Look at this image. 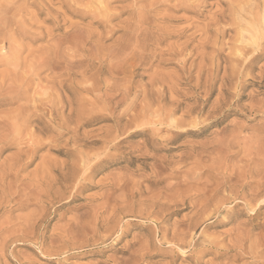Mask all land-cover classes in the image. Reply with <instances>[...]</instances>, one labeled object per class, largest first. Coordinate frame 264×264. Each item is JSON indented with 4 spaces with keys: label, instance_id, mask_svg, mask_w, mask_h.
<instances>
[{
    "label": "rangeland",
    "instance_id": "374dc122",
    "mask_svg": "<svg viewBox=\"0 0 264 264\" xmlns=\"http://www.w3.org/2000/svg\"><path fill=\"white\" fill-rule=\"evenodd\" d=\"M0 1H3V4L1 3L0 5H4L5 7L8 5H11L8 6L9 8L15 7L16 11L11 12L13 16L11 13H9L8 17H12L15 21L18 20L24 23L27 21L25 23L26 26L30 24L28 27L31 26L32 28L31 32L28 30L25 32L27 35L22 34V36L13 44L20 48V52L22 53H19L20 58H26L27 63H31L38 61L40 57L46 60V54L48 53L49 55L48 65L50 66L48 68L42 67L39 71H36L35 74L33 69L29 66V63L28 65L22 64L18 70V73L21 75V78L19 77L21 80L18 78L20 83L17 82L15 85V91L10 90V92L9 89L0 91V100L8 99L17 94V88L21 87L24 89L23 87L25 83L23 82H31L27 84H29V87L31 84L30 88L34 91L29 90V87L27 86L28 89L25 87V89L22 90L24 95L20 97L21 99L19 101L15 100V102L3 103L0 106V121H7V119H9L8 116L11 118V116L16 113V110L18 111L22 105V109H24V103L26 110H32V107L34 106V114H30L33 113V111L28 113L31 119H29L30 124L27 123L29 128L26 126V129L29 130L25 129V131L22 132L23 134L25 132L30 134L31 129H33V127L36 125L35 120L37 115H40V112L36 111V109L40 103H45L48 106L49 101L52 99V102H54V105H56L57 108V106L60 107V105H62L60 104L61 101L59 100H71L73 99L71 97L77 94L75 89L71 91L72 93L64 90L58 92L55 89L51 91L50 88L49 89L51 93L54 92L53 94L47 93V91L50 92L49 89L44 91L48 86L46 85L47 79V84L49 83L48 81H53L56 83L57 80L55 81V79L58 77V80H65L66 77H62L66 75L65 66L69 63V61L71 63L73 60H75L72 57L73 53L71 51H67V54L63 52L64 47H66L65 45L71 43L70 41L74 43L76 40H79L78 42L80 44H77L82 47L84 51L86 50V54L84 53L86 56L82 53L84 56L77 57L76 59L85 61V65H82L84 67L87 65V60H89L92 56L90 53H94V55L97 53L96 55H98L100 54L99 52L103 51L104 54L108 55V57L104 56L103 59L100 55L99 58L98 56H95L96 58L92 57L90 61H96L94 67H86L90 69V73L87 69H85L86 73L84 76L78 78V81L76 80L78 83L80 80L83 81L80 83L81 87H88L94 82L96 85L99 84V87L102 90V92H95L89 95L85 92L83 93L86 95H84L82 92L77 94L79 101L78 106H74V110L77 111V109L80 107L81 111H83L81 112L82 114L79 112L80 109L77 111V113H80V127L78 129L77 142H67V138L69 139L71 134H69L70 136L65 135L62 139L58 140V137L55 133L47 132L44 133L43 136L40 135L39 139L40 144L43 142L42 144L44 145L39 144V147H35L33 145L34 150L38 147L37 151L34 153L32 146H30L32 144L29 145V143H31V136L27 133H25V135H22V133L18 134V132L13 129V123H16V119L12 118L15 120V122L11 121L12 119H10V122L7 123L11 125L10 128L8 126L0 127V141L4 140L0 142V257L3 258H0V264H120V262H124V264H131L133 258L136 259L133 260V264H264V186L261 185L264 182V109H261L262 111L259 110L258 112H254L252 110V113L250 110L248 111L251 102L254 104V102L264 99V79H262L264 77V43L262 44V48L260 50L256 51V53L254 52L256 56L251 63V69L248 71L247 76L242 79V81L246 79L248 83H246L244 88L240 90L236 88L238 84V78L235 77V75L233 76V72L235 73L237 69H240L236 61H241V58H239V53L236 51V49L232 47L236 44V42L234 43L233 40L235 39L237 41L238 39L239 41L240 38V35H237V33L240 34L238 27H242L245 23L247 24V22H242L243 20H241L236 12L234 13L235 6L239 5V8L237 6L235 9V11H238L243 6H246L247 1V4H253L254 2V4H258L256 1H260L259 4H264L262 3L264 0H241L243 3L240 2V0H204L206 3L203 0ZM45 1L48 4H46ZM40 2L47 5L46 8H49V13L48 11L41 12L39 10V5H41ZM226 6L228 9H225ZM43 9H45L44 6ZM230 9L234 13V17H230L233 16V14L230 15L231 12L228 14ZM216 12H223V14L225 13L223 16L226 17V19L222 20L226 21H221V23H219L217 26L212 22L210 23L214 16L219 15L216 14ZM34 14H36V16ZM226 14L230 16H226ZM21 18L24 21H22ZM209 25H212L210 27H213V29H210V27L209 29L214 31V35L213 31L211 32L208 29V35L206 34L205 28H208L207 26ZM217 30L219 31L217 32ZM29 33H31V35ZM39 33H42V36ZM217 33H222L223 36L221 35V37ZM65 34H68L66 40H60L61 37L64 38V36H66ZM134 35H138V37H135ZM206 36L207 38H205ZM237 36L239 38H237ZM72 37H76L77 39L75 38V40H73ZM68 38L69 40H67ZM205 39L207 40L205 41ZM60 41L63 43L66 41V43L63 44L62 42L60 43ZM87 41H89V43ZM188 43L190 45H188ZM238 43L239 42H237V44ZM143 44L145 47L141 48V46H144ZM184 44L186 47L189 46L187 51L192 57L188 52V54H184L185 56L187 55L186 58H184L185 56H182L183 54H176V57H174V51L177 49V47L182 48ZM83 45H86V47ZM1 46L3 45L0 44V49L2 48ZM27 46L31 48L32 51ZM57 47L59 48V51ZM62 47L63 50L60 51ZM122 47H129L130 51L125 50L123 54H120L119 57H117L119 60L110 59L109 56H112ZM137 47L141 48L140 52H138L136 55L140 56L138 57L143 60L141 61L142 63L139 62L140 59H138L136 55L133 57L135 60L130 58L128 59V55H130L131 50H134ZM99 49H101V51ZM4 51L5 50H2L0 53H3ZM62 52L65 54V56H61L62 58H59V56L63 54ZM248 54H250V52H248ZM248 54L246 55L247 57ZM27 56L29 57L27 58ZM178 56H181L182 59H180V57L178 58ZM129 57H132V55ZM228 58H231V60L229 59L228 61ZM136 59H138L139 64H141L140 67ZM100 60H105V62L103 63L104 65H102V68L104 67L102 69L103 72L100 69L99 73L98 68H100ZM129 60H131V62L133 60V62L130 63ZM121 61V66H123L124 71L121 70L123 72L120 71L119 74V70L117 69L116 75L110 73L108 69L111 67L110 65L116 67ZM192 61L196 64H193ZM62 62L65 64L64 66L62 64L61 68L63 70H60L59 66ZM201 63L203 64L201 65ZM134 64L136 66H134ZM204 64L207 67H205ZM210 64H212L211 67ZM217 64L219 66H217ZM225 64H227L228 67ZM1 65L0 75L8 70V66H6V64H3V66ZM130 65H133L134 67L132 66V68ZM190 65H194L193 68ZM189 66L190 69L192 68L190 71H188ZM50 67L53 69L54 73L52 69L49 70ZM84 67H81V70H84ZM72 68V71L76 72L78 71L79 66H73ZM74 68L78 69L74 70ZM195 68L196 70L198 69L197 72L201 71L202 69V72L204 73L203 74L200 72V74L202 73L203 76L200 75L199 80L194 79L196 78L197 74V72H195L196 70H194ZM223 68L226 70L224 71ZM155 69L156 71L159 70L161 72L160 73L157 71L158 74H161L159 75V77L161 76L160 78H165V80L163 78V82L165 84H162L163 88L159 87L161 85L154 86V88H152L154 91L151 90L153 91L151 92V88L147 83L149 82V77L153 74L152 72H154ZM210 70H213L212 73ZM216 70L218 73H220L216 74ZM227 70L229 71L227 72ZM188 72H193L191 73L193 75L192 78H187ZM259 72L263 77L260 76ZM37 73H39V75ZM122 73H125L124 76ZM206 73L208 74L206 75ZM59 74L62 75L60 76ZM225 74L226 77L231 78V82L233 80V83L227 81V84L221 88L222 93L220 94V79ZM125 75L129 77L127 78ZM208 75H212L211 78ZM215 75H217V80ZM48 76L49 78H47ZM95 76H97L98 79H101V82L100 80L97 81V78L94 79ZM85 77L89 79H85ZM111 77H113L116 81H114L113 78L111 79ZM208 77L210 83L208 82ZM82 78H84V80ZM102 78L104 81H102ZM109 78L112 81H109ZM122 78H126L131 85L126 79L123 80ZM43 79L46 80L44 81ZM119 80L122 83H119ZM125 81L128 84H126ZM89 82L91 83L89 84ZM105 82H107V84ZM123 82L126 84L127 88L128 86L133 88H131V92H133L135 95L139 93V91L136 92L135 90H140V92L143 90L141 93L144 92L145 94L143 96L146 97L144 99L141 93H139V96L136 98L131 97L130 100H133L132 107L127 111L125 118L120 121L121 126L126 123V119L133 116L134 113L141 111V107L144 106L142 104H146L148 101L146 100V94L150 95L147 99L150 97L152 99H156V96L160 91V93L163 94L162 103L157 104V108L155 109V102L154 105L151 106L153 109L150 107L151 111L154 109V111H156L158 108H162L163 111L166 109H171L173 103L175 104V107L177 106L178 108V113L175 114L176 119L173 118L174 121L181 120L180 122H182L184 119L183 125L185 124L184 126H186V128H184L182 125L179 129H177L174 133L175 138L171 141L169 140L171 135H169L170 133L168 132V127L165 125H158L155 127L150 125V128L149 126H144V128L138 133H134L135 130H127L128 132H126L123 136L120 135V139H123L120 142H115L112 140V138L109 140L108 138H103L105 130L109 129L110 131L113 124V118L110 116H116L125 108L124 105H121V103H117L121 100L120 97L123 89L126 88V86L123 88L125 85ZM196 82L198 83L197 86ZM38 83H41V86ZM104 83L108 85L109 88L108 86H105ZM207 84H211L212 88L210 87V92L207 90V87L209 88ZM114 87L117 89L115 88L114 90ZM36 90L37 94L39 92L42 93H39V97H37L38 95L34 96L36 95ZM167 91H169L171 95H168L169 93H166ZM226 91L229 94H227ZM65 93L67 94L68 98ZM111 93H113V95ZM25 94L29 96V98L27 96L25 97ZM162 94L160 95L162 96ZM166 94L168 95L167 97ZM48 95H50V97ZM110 96L113 100H111L112 103L110 105L116 110H113L112 108V110H110V105L107 106L104 104L105 107H103V100L110 98ZM169 96L171 97L172 101ZM47 97L48 100L46 99ZM56 97H58V100ZM99 97L100 101L98 100V103L95 102V100H97ZM83 98H85L87 102L86 100L83 101ZM164 98L168 99L165 100ZM23 99L24 101L22 104L21 102ZM27 99H29V101ZM89 100H91V102ZM144 100H146V102H144ZM88 101L90 103H88ZM37 102L40 103L37 104ZM140 102L141 104H139ZM29 103L33 105H31L30 108L28 105ZM7 104L10 106H6ZM137 105H139V109ZM88 106L91 107L89 108ZM12 109L13 111H11ZM9 110L10 114H8ZM110 111H112V113H110L111 115L108 114ZM66 114L67 112L65 115ZM48 118L49 115L47 114L45 119ZM74 120L75 117H73V121ZM189 123H191V126ZM71 124L70 126L72 127ZM2 129H4V132ZM149 129H153L154 132H156L155 139H152L150 136H148L150 135L148 133L150 132ZM9 130H15V132L13 131L15 134ZM23 137L25 139L29 137L30 141L28 139L25 140ZM18 138L20 139L18 140ZM14 139H17V142L14 141ZM104 139H107L106 141L111 145H107L108 149L106 148L107 146L105 147L104 145H101L103 144L102 142ZM249 140L252 143L248 142ZM27 142H29L28 145ZM15 143H18L19 145H15ZM72 145L75 146L73 147ZM244 145H248L247 149ZM242 147L245 149V151H243ZM254 147L257 149L255 150ZM248 148L249 150L251 149V153L248 151ZM18 149H21V151L25 150L26 154H29L30 152V156H27L25 153L21 152V157H18ZM80 153H89L90 155H94L95 158L99 159H102L103 157L108 158V156H110V159L108 158L105 163H102L98 168H96L93 175L89 177V179L79 181L80 184L78 183L75 188H67L68 192L71 190V193L69 192L68 194L67 189H61L62 186L60 184L57 185L54 183L56 178H58L57 172L55 170H58L63 163L66 165H70L71 163L80 165L79 160H77ZM31 155H33V157L35 156V159L32 158ZM75 155H77L78 158ZM252 155H254V158ZM11 156L15 157L14 159L17 158V161H19L17 162L11 158ZM22 157L25 158L24 160H26L27 163L21 160L23 159ZM249 158H251L252 161L256 160V163L259 162L261 165L254 162L251 164L253 167L258 165L260 168H263V171L258 166L253 168L251 164H248L251 162ZM260 158H262L260 161L263 162V164L259 161ZM11 160L16 162L13 163ZM76 160L78 164H76ZM247 160L250 161L248 162ZM244 161L247 165L244 163ZM237 162H240V164ZM242 163L245 167L242 165ZM9 164L11 167L12 164H15V166L13 165L15 169L14 172L13 167L12 170L11 167H9ZM232 165H236L235 167L238 166V169L239 167H243L240 168L239 172H237L235 171L237 168L234 167L233 170ZM50 166L53 167L54 171L51 169L52 174L49 173L48 175V173H46L47 175H45V171L43 170ZM218 166H221L219 167L220 169ZM16 168L19 170H16ZM241 169H246L245 173H243ZM257 170L259 173L256 172ZM222 171H225L224 175ZM9 172H13L12 174L14 176H12V174ZM2 174L7 177L5 178ZM236 174H239L241 180L239 177V179H237L236 176L238 175ZM241 174L242 176H240ZM244 174L246 175L244 176ZM234 175H236L235 178ZM228 176L232 180H228ZM243 176L245 177L244 179H242ZM257 176L260 177L261 180H259ZM3 178H5L6 181ZM45 179H48V182H46ZM222 181L225 182L223 183ZM254 183L257 185L256 189L254 188ZM218 184L219 191L216 187ZM224 184L226 185V188ZM205 185L207 187L204 188ZM211 185L214 188H212ZM78 186L79 188H77ZM235 186H237V189ZM73 189H75V191ZM259 189L261 191H259ZM212 190L216 193H214ZM255 190H257L256 194L254 193ZM211 192L215 194L214 197L213 193ZM237 193H246V197L251 194L250 198H252L254 201L251 202L250 205H243L244 202L240 199L238 201L232 200L233 196ZM224 195H226L225 197H227V201L226 198L223 197ZM219 198L222 199V202ZM250 198L247 197L244 201H247ZM213 199L215 202L219 199V204L217 202L215 203ZM32 200H34L35 203ZM255 202L257 203L255 204ZM23 203H25L26 206ZM34 204L36 206L39 205L40 207L37 208ZM213 204H216L218 210ZM37 209H40L41 215L37 213L39 212ZM32 211H34V214ZM30 212L34 216L31 215ZM114 213L116 215H114ZM35 214H38L41 217L39 218L38 215L35 216ZM26 215L27 217H24ZM21 217L23 218L21 219ZM33 221L34 223L36 222L38 224H34ZM20 224L21 228L22 225L26 226L28 224V226L27 228L23 227L21 229ZM30 224L34 226L32 227ZM120 228V235H117V232ZM155 231L156 234L154 233ZM163 232L166 234L164 235ZM183 234H185V236ZM162 235L164 236V243H162V239L160 238ZM22 236L28 239L31 238V240H35L34 242L39 243L41 247L44 246L46 248L43 247L42 249H39L38 244L36 245L30 240H22ZM182 236L183 238L181 239ZM8 237L12 241H10ZM17 238H20L21 240L19 239V241ZM70 241L74 243L72 244ZM181 242L183 244H181ZM56 252L57 254H54ZM126 258L128 259L125 262Z\"/></svg>",
    "mask_w": 264,
    "mask_h": 264
},
{
    "label": "bare ground",
    "instance_id": "6f19581e",
    "mask_svg": "<svg viewBox=\"0 0 264 264\" xmlns=\"http://www.w3.org/2000/svg\"><path fill=\"white\" fill-rule=\"evenodd\" d=\"M57 1H59V0H57ZM183 1V0H182ZM204 1V0H203ZM202 1V2H203ZM207 1V0H206ZM206 1H204L205 3H206ZM223 1V0H222ZM225 1V0H224ZM263 1V0H262ZM261 1V2H262ZM3 2V1H2ZM1 1H0V4L2 3ZM201 2V3H202ZM221 2V1H220ZM219 2V3H220ZM236 2V1H235ZM240 2H242L241 0H240ZM258 2V4H247L248 3V1L246 2V6H243L242 8H240L239 10H238V8H239V5H237L238 6V8H237V10L238 11H235V9H236V7L237 6H235V9H234V13L236 12V14L241 18V20H243L242 22H247V24L245 25H243L242 27H238L239 28V33L240 34H238L237 33V35H240L239 37L237 36V38H239V41H238V39H237V41L234 39L233 40V42L235 43L236 42V44H237V42H239L237 45L235 44V46H232L233 48H235L236 49V51L239 53H237L238 54V56H239V58H241V61H236V63L238 64V66L240 67V69H237V71L234 73L233 72V76L235 75V77H237L238 78V84H237V86H236V88L237 89H243L244 88V86L246 85V83H248V81L245 79V80H243L242 81V79L243 78H245V76H247V73H248V71L251 69L250 68V66H251V63H252V61L255 59V56H256V54H254V52L256 53V51H258V50H260L261 48H262V44L264 43V4H259V2L260 1H256V3ZM45 3L46 4H48L46 1H45ZM58 3H60V2H58ZM65 3V2H64ZM94 3V2H93ZM100 3H101V1H100ZM204 3V4H205ZM229 3H231V2H229ZM243 3V2H242ZM241 3V4H242ZM262 3H264V2H262ZM3 4V3H2ZM20 4V3H19ZM36 4H38V3H36ZM35 4V5H36ZM40 4L41 5H39L40 6V11L41 12H44V11H48V13H49V8H46V6L47 5H45L44 3H42V2H40ZM50 4V3H49ZM62 4H63V2H62ZM203 4V5H204ZM221 4V3H220ZM234 4V3H233ZM236 4V3H235ZM61 5V4H60ZM102 5V4H101ZM231 5V4H230ZM243 5V4H242ZM8 6H11V5H8ZM8 6H4V5H0V44H2L3 46H1L2 48L0 49V51H2V50H5L3 53H0V65L1 66H3V64H6V66H8V70L5 72V73H3V74H1L0 75V91H2V90H7V89H9V91L10 90H13V91H15V85L17 84V82H19L18 81V78L21 76L20 75V73H18V70H19V67H20V65H25V64H27L28 65V63H27V59L25 58V59H21L20 58V56H19V53H21L20 52V48H18L17 46H15V45H13L14 44V42L15 41H17L21 36H22V34H25V35H27L25 32H27L28 30L31 32V26L30 27H28L30 24H28L27 26H26V22L27 21H25V23L24 22H20V21H15L12 17H8V15H9V13H11V12H15L16 11V9H15V7L14 8H9ZM43 6L45 7V9H43ZM228 6V5H227ZM227 6H226V8L225 9H228L227 8ZM232 6V5H231ZM230 6V7H231ZM12 7H13V4H12ZM233 7V6H232ZM245 7H247V8H245ZM218 8V7H217ZM18 9V8H17ZM90 9V8H89ZM224 9V10H225ZM220 10V9H219ZM231 10V9H230ZM229 10V12H228V14L231 12V14L230 15H232L233 14V16H230V15H227L226 14V16H230V17H234V13L232 12V10L230 11ZM221 11H223V10H221ZM227 11V10H226ZM225 11V12H226ZM102 12V11H101ZM100 12V13H101ZM17 13V12H16ZM63 13V12H62ZM75 13H76V11H75ZM220 13H222V14H220ZM220 13H217L216 12V14H219V15H216V16H214L213 18H212V21H210V23L212 22L213 24H216V26L219 24V23H221V21L223 20V19H226V17L225 16H223V15H225V13L223 14V12H220ZM88 14V13H87ZM236 14H235V16H236ZM244 14V15H243ZM11 15H12V13H11ZM35 16H36V14H34ZM13 16V15H12ZM34 16V17H35ZM101 16H102V14H101ZM23 17V16H22ZM33 17V18H34ZM229 17V18H230ZM15 18V17H14ZM36 18V17H35ZM34 18V19H35ZM22 19V18H21ZM22 21H24L23 19H22ZM41 21H43V20H41ZM209 21H208V24H209ZM226 21V20H225ZM225 21H222V22H225ZM228 21V20H227ZM237 21V20H236ZM32 22V21H31ZM34 23H35V21H34ZM44 23V22H43ZM25 24V25H24ZM139 24V23H138ZM141 24V23H140ZM237 24V23H236ZM240 24V23H239ZM32 25V24H31ZM92 25V24H91ZM12 26V27H11ZM34 26V25H33ZM32 26V27H33ZM36 26V25H35ZM40 26V25H39ZM210 26H212V25H209V26H207L208 28H205L204 30L206 31V34L208 35V32H207V29L208 30H210L211 28L213 29V27H210ZM216 26L214 25V27L216 28ZM220 26H221V24H220ZM220 26H219V28H220ZM28 27V28H27ZM209 27H210V29H209ZM224 27V26H223ZM9 28H11V29H9ZM34 28V27H33ZM218 28V27H217ZM41 29H42V27H41ZM72 29V28H71ZM135 29V28H134ZM204 30H203V32H204ZM220 30V29H219ZM219 30H217V32L219 31ZM33 31V30H32ZM137 31V30H136ZM136 31H135V35H136ZM211 31V30H210ZM213 31V30H212ZM211 31V32H212ZM216 31V30H215ZM221 31V30H220ZM223 31H225V30H223ZM229 31V30H228ZM41 32V31H40ZM237 32V31H236ZM38 33V32H37ZM133 33V32H132ZM131 33V34H132ZM205 33V32H204ZM30 35H31V33H29ZM40 35L42 34V33H39ZM212 34V33H211ZM218 34V33H217ZM66 35V34H65ZM68 35V34H67ZM67 35L66 36H64V38L63 37H61V39L60 40H62V39H65L66 40V38H67ZM134 35V36H135ZM139 35H140V33H139ZM213 35H214V31H213ZM216 35V34H215ZM218 35H222V33L220 34H218ZM38 36V35H37ZM42 36V35H41ZM50 36V35H49ZM63 36V35H62ZM223 36V35H222ZM221 36V37H222ZM78 37V36H77ZM129 37H131V36H129ZM135 37H138V35L137 36H135ZM204 37V36H203ZM39 38V37H38ZM70 38H71V36H70ZM73 38V37H72ZM76 38V37H75ZM75 38H73V40H75ZM205 38H207V36L205 37ZM34 39V38H33ZM77 39V38H76ZM79 39H81V38H79ZM131 39V38H130ZM143 39H144V37H143ZM35 40H37V39H35ZM67 40H69V38L67 39ZM81 40H83V39H81ZM132 40V39H131ZM135 40V39H134ZM204 40V39H203ZM207 39H205V41H206ZM77 41V42H76ZM74 43H72V41H70L71 43H68L67 45H65L66 47H64V50H63V47H62V49H60V51L61 50H63V52H65V54H67L66 52L67 51H71L72 53H73V58L75 59V60H73L71 63H70V61H69V63L68 64H66V66H65V69H66V75L65 76H62L63 78L64 77H66V79L65 80H63V79H59L58 80V78H56L55 79V81H56V83H54L53 81H48L49 83L47 84V78H49V76L46 78V79H43L44 81L46 80V85H48L47 86V89H45L44 91H46V90H48L49 88L51 89V91H53V89H55L56 91H58V92H61V91H69V92H71V91H73L74 89L76 90V93L77 94H79V92H85V93H87L88 95L89 94H92V93H95V92H102V90H101V88L99 87V84L98 85H96L94 82L93 83H91V82H89V86L88 87H81V84L80 83H82L83 81H81L80 80V82L78 83L77 81V79L78 78H80V77H83L84 76V74L86 73V71H85V69H87L88 71H89V73H90V69H88V68H86V67H94V65H95V63H96V61L94 62V60L92 61H90V59H92V57H97L98 56V58H99V55L100 56H102V59H103V57L105 56V57H108V55H106V54H104L103 53V51H101V49H99L101 52H99L98 51V49H97V51L100 53V54H98V55H94V53H90V52H88V53H90V55H92L91 56V58L89 59V60H87V65L84 67V66H82V65H85V61H83V60H80V59H76L77 57H81V56H84L85 54H86V50L84 51V49L82 48V47H80L77 43H79L78 41L79 40H76ZM133 41V40H132ZM131 41V42H132ZM139 41V40H138ZM137 41V42H138ZM140 41H142V40H140ZM189 41V40H188ZM204 41V42H205ZM62 41H60V43H61ZM88 43H89V41H87ZM130 42V43H131ZM187 42V41H186ZM185 42V43H186ZM63 43V42H62ZM64 43H66V41H64ZM63 43V44H64ZM81 43H82V41H81ZM85 43V42H84ZM80 44V43H79ZM83 44V43H82ZM132 44V43H131ZM205 44V43H204ZM6 45H7V47H6ZM58 45V44H57ZM87 45V44H86ZM86 45L84 46V47H86ZM144 45V44H143ZM183 45V44H182ZM187 45V44H186ZM188 45H190L189 43H188ZM203 45V44H202ZM20 46V45H19ZM63 46V45H62ZM28 47V46H27ZM31 47V46H30ZM56 47V46H55ZM59 47V46H58ZM57 47V48H58ZM96 47H97V45H96ZM142 47H145V45L144 46H141V48ZM175 47V46H174ZM189 47V46H188ZM188 47H186L185 46V44H184V46L182 47V48H178L177 47V49L174 51V57H176V54H178V55H182V56H185L184 54H186L188 51H187V48ZM29 48V47H28ZM60 48V47H59ZM59 48H58V51H59ZM99 48V47H98ZM141 48H136V49H134V50H131V52H130V55H132V57H129L130 55H128V59L130 58V59H133V57L138 53V52H140V50H141ZM30 50H31V48H29ZM48 49V48H47ZM87 49V48H86ZM29 50V51H30ZM125 50H129V47L127 48V47H122V48H120L119 50H117V52L116 53H114L112 56H109L110 57V59H112V60H114V59H117V57H119V55L120 54H123L124 52H125ZM143 50V49H142ZM172 50H174V49H172ZM32 51V50H31ZM47 51V50H46ZM46 51H44V52H46ZM89 51V50H88ZM130 51V50H129ZM192 51V50H191ZM214 51V50H213ZM216 51V50H215ZM62 52V53H63ZM170 52H172V51H170ZM248 52H250V54H248ZM30 53V52H29ZM56 53H57V51H56ZM62 53H60V54H62ZM69 53V52H68ZM84 55H83V54ZM102 53V54H101ZM189 53V52H188ZM187 53V54H188ZM233 53V52H232ZM22 54V53H21ZM31 54H32V52H31ZM36 54H37V52H36ZM35 54V55H36ZM64 54V53H63ZM60 55L59 56V58L62 56H65V54L64 55ZM108 54V53H107ZM143 54V53H142ZM141 54V55H142ZM248 54V57L246 56ZM58 55V54H57ZM94 55V56H93ZM189 55L191 56V54L189 53ZM193 55V54H192ZM234 55V54H233ZM53 56V55H52ZM69 56V55H68ZM86 56V55H85ZM139 55H136V57H138ZM170 56H171V54H170ZM172 56H173V54H172ZM187 56V55H186ZM186 56L184 57V58H186ZM258 56V55H257ZM22 57V56H21ZM29 56H27V58H28ZM33 57V56H32ZM46 60L44 59V58H41L40 57V59L38 60V61H35V62H31V63H29V66L33 69V71H34V73L36 72V71H39L42 67H44V68H48L50 65H48V63H49V55H48V53L46 54ZM58 57V56H57ZM61 57V58H62ZM95 57V58H96ZM140 57V56H139ZM138 57V59H140ZM180 57V59H182V57L181 56H178V58ZM192 57V56H191ZM190 57V58H191ZM231 57H232V55H231ZM72 58V59H73ZM97 58V59H98ZM101 58V57H100ZM177 58V59H178ZM233 58V57H232ZM248 58V59H247ZM109 59V58H108ZM127 59V58H126ZM138 59H136L137 60V63L139 64V62H141V61H143V60H141L140 59V61L138 62ZM204 59V58H203ZM229 59L231 60V58H228V61H229ZM54 60V59H53ZM58 60V59H57ZM62 60V59H61ZM67 60H69V59H67ZM96 60V59H95ZM117 60H119V58L117 59ZM133 60H135V59H133ZM133 60H132V62H133ZM236 60V59H235ZM240 60V59H239ZM30 61V60H29ZM99 61V60H98ZM101 61V60H100ZM106 61H108V60H106ZM125 61V60H124ZM130 61V63H132L131 62V60H129ZM185 61H187V60H185ZM232 61H233V59H232ZM231 61V62H232ZM68 62V61H67ZM105 62V60L104 61H101V62H99L100 64H99V67L100 68H98L99 70V73H100V69L102 70L103 68H102V65H104L103 63ZM178 62V61H177ZM202 62H203V60H202ZM235 62V61H234ZM98 63V62H97ZM110 63V62H109ZM111 63H113V62H111ZM119 63V62H118ZM129 63V62H128ZM127 63V64H128ZM142 63V62H141ZM144 63V62H143ZM191 63V62H190ZM189 63V64H190ZM192 63H193V61H192ZM195 63V62H194ZM193 63V64H194ZM205 63V62H204ZM212 63V62H211ZM230 63V62H229ZM228 63V64H229ZM51 64V63H50ZM59 64V63H58ZM62 64H63V66H64V64L65 63H61V65L59 66L60 67V70L62 69L61 68V66H62ZM107 64V63H106ZM136 64V63H135ZM134 64V66H136ZM138 64H137V66H138ZM145 64V63H144ZM196 64V63H195ZM203 63H201V65H202ZM52 65H53V63H52ZM52 65H51V67H52ZM122 65V61L118 64V66H116V67H114V66H112V65H110L111 67H109L108 69H109V72L110 73H112V74H115L116 75V72H117V69L119 70V74H120V71L121 70H123V66H121ZM143 65V64H142ZM187 65V64H186ZM198 65V64H197ZM225 65H227V64H225ZM230 65V64H229ZM233 65V64H232ZM28 66V67H29ZM73 66H79V69L78 68H76V69H78V71H76V72H74V71H72V67ZM84 67L83 69L84 70H81V67ZM107 66V65H106ZM131 66V65H130ZM133 66V65H132ZM131 66V67H132ZM133 66V67H134ZM141 66V64H139V67ZM184 66V65H183ZM192 68H193V66L194 65H190ZM190 66H189V69H188V71H190V70H192V68L190 69ZM196 66V65H195ZM204 66H205V64H204ZM212 66V64H210V67ZM217 66H219L218 64H217ZM237 66V65H236ZM49 68V70L50 69H52V68ZM92 67V68H93ZM127 67V66H126ZM132 67V68H133ZM159 67V66H158ZM202 67V66H201ZM205 67H207V66H205ZM204 67V68H205ZM226 67V66H225ZM227 67H228V65H227ZM136 68H138V67H136ZM136 68H134V69H136ZM181 68V67H180ZM230 68V67H229ZM232 68V67H231ZM233 68H235V67H233ZM28 69V68H27ZM53 69H54V66H53ZM53 69H52V71H53ZM75 68H74V70H76ZM95 69V68H94ZM107 69V68H106ZM127 69V68H126ZM151 69V68H150ZM157 69V68H156ZM156 69H155V71L154 72H152L153 74L149 77V82L147 83V84H149V87L151 88H149L150 89V91L151 90H153L152 88H154V86H156V85H161V86H159V87H162L163 85L162 84H165L163 81L165 80V78H164V80H163V78H160L159 77V75H161L160 73V71L159 70H157L158 72H160L159 74H158V72L156 71ZM209 69H212V68H209ZM228 69V68H227ZM236 69V68H235ZM25 70V69H24ZM23 70V71H24ZM57 70H58V67H57ZM59 70V71H60ZM63 70V69H62ZM97 70V69H96ZM95 70V71H96ZM131 70V69H130ZM194 70H196V68L194 69ZM198 70V69H197ZM197 70L195 71V72H197ZM200 70V69H199ZM221 70V69H220ZM223 70L225 71L226 69L225 68H223ZM233 70V69H232ZM29 71V70H28ZM28 71H27V73H28ZM106 71V70H105ZM104 71V72H105ZM124 71V70H123ZM123 71H121V72H123ZM209 71V70H208ZM207 71V72H208ZM213 71V70H212ZM212 71L210 70V72L212 73ZM217 71V70H216ZM229 70H227V72H228ZM2 72V71H1ZM31 72V71H30ZM29 72V73H30ZM48 72V71H47ZM97 72V71H96ZM102 72H103V70H102ZM108 72V71H107ZM106 72V73H107ZM109 72H108V74H109ZM127 72V71H126ZM129 72V71H128ZM200 72H202V69H201V71H198L197 72V74H196V78H194V79H197V80H199L200 79V75H202V73L200 74ZM206 72V71H205ZM25 73V72H24ZM40 73V72H39ZM39 73H37L38 75H39ZM51 73V72H50ZM49 73V74H50ZM53 73H54V71H53ZM53 73H52V75H53ZM60 73H61V71H60ZM62 73H64V72H62ZM105 73V74H106ZM191 73H193V72H188V77L187 78H192V74ZM211 73H209V74H211ZM220 73V72H219ZM218 73V71H217V73L216 74H219ZM230 73V72H229ZM260 73V72H259ZM264 73V72H263ZM23 74V73H22ZM36 74V73H35ZM65 74V73H64ZM93 74V73H92ZM97 74V73H96ZM103 74V73H102ZM101 74V75H102ZM111 74V75H112ZM123 74V73H122ZM125 74V73H124ZM124 74H123V76H124ZM134 74V73H133ZM204 74V73H203ZM208 73H206V75H207ZM224 74V73H223ZM56 75V74H55ZM60 76L62 75V74H59ZM88 75V74H87ZM86 75V76H87ZM107 75V74H106ZM114 75V76H115ZM127 75V74H126ZM125 75V77H129V76H126ZM129 75V74H128ZM140 75V74H139ZM139 75H136V76H139ZM143 75V74H142ZM259 75V74H258ZM264 75V74H263ZM26 76V75H25ZM34 76V75H33ZM47 76V75H46ZM97 76H98V74H97ZM97 76H95L94 77V79L95 78H97L96 80L98 81V80H100V82H101V79H98V77ZM113 76V75H112ZM134 76H135V74H134ZM195 76V75H194ZM203 76V75H202ZM208 76H210V75H208ZM212 76V75H211ZM211 76H210V78H211ZM216 77V80H217V75H215ZM223 76V75H222ZM230 76V75H229ZM260 76H261V73H260ZM27 77V76H26ZM35 77H37V76H35ZM56 77V76H55ZM102 77V76H101ZM107 77V76H106ZM105 77V78H106ZM108 77H110V76H108ZM261 77H263V76H261ZM21 78V77H20ZM19 78V79H20ZM28 78H29V76H28ZM34 78V77H33ZM61 78V77H60ZM113 77H111V79H112ZM134 78V77H133ZM202 78V77H201ZM250 78V77H249ZM52 79V78H51ZM50 79V80H51ZM83 80H84V78H82ZM85 79H89V78H86L85 77ZM123 79V78H122ZM126 79V78H125ZM125 79H123V80H125ZM130 79V78H129ZM141 79V78H140ZM207 79V78H206ZM254 79V78H253ZM260 79V78H259ZM262 79H264V77L262 78ZM21 80V79H20ZM25 80V79H24ZM27 80H29V79H27ZM77 80V81H76ZM96 80H94V81H96ZM107 80H108V78H107ZM106 80V81H107ZM113 80H114V78H113ZM121 80V79H120ZM119 80V83H122L121 81ZM127 80V79H126ZM167 80V79H166ZM215 80V79H214ZM221 80V86H220V90H219V93L221 94L222 93V87L225 85V84H227V81L228 82H231V78L230 77H226V74L220 79ZM249 80V79H248ZM34 81V80H33ZM37 81V80H36ZM92 81V80H91ZM102 81H104V79L102 78ZM109 81H112V80H110V78H109ZM114 81H116V80H114ZM129 81H131V80H129ZM206 81V80H205ZM210 81H211V79H210ZM30 81H27V83H29ZM77 82V83H76ZM127 82H128V80H127ZM208 82H209V77H208ZM214 82V81H213ZM212 82V83H213ZM20 83V82H19ZM18 83V84H19ZM23 83H25L24 84V89H25V87L27 88V86L29 85V84H27L26 82H23ZM31 83V82H30ZM33 83V82H32ZM37 83V82H36ZM106 84H107V82H105ZM104 83V84H105ZM113 83V82H112ZM112 83H111V85H112ZM124 83V82H123ZM125 83H126V81H125ZM124 83V84H125ZM129 84H130V82H128ZM128 83H126V84H128ZM134 83V82H133ZM197 83V82H196ZM202 83V82H201ZM205 83H207V82H205ZM210 83V82H209ZM231 83H233V80H232V82ZM38 84H40V86H41V83H38ZM37 84V85H38ZM105 84V86H108V85H106ZM115 84H116V82H115ZM114 84V85H115ZM123 84V85H124ZM126 84L124 85V87L123 88H125V86H126ZM135 84V83H134ZM200 84V83H199ZM203 84V83H202ZM36 85V84H35ZM45 85V86H46ZM82 85H84V84H82ZM87 85V84H86ZM121 85V84H120ZM131 85V84H130ZM198 85V83L196 84V86ZM201 85V84H200ZM204 85V84H203ZM202 85V86H203ZM229 85V84H228ZM228 85H226V86H228ZM22 86V85H21ZM34 86V85H33ZM39 86V85H38ZM37 86V87H38ZM39 86V87H40ZM45 86H44V88H45ZM146 86V85H145ZM207 86H209V88L207 87V90H209L208 92H210L211 91V84H207ZM17 87V86H16ZM29 87V86H28ZM30 87H31V84H30ZM29 87V90H33V89H31ZM36 87V88H37ZM205 87H206V85H205ZM211 87V88H210ZM104 88V87H103ZM108 88H109V86H108ZM111 88H113V87H111ZM110 88V89H111ZM115 88L116 87H114V90H115ZM132 88V87H131ZM131 88H130V86H128V88H127V86H126V88L125 89H123V92H122V90H121V92H122V94H121V100L120 101H118L117 103H121V105H124V110L120 113H118L116 116H112L110 113H112V111H110L108 114H110L109 116L111 117V118H113L112 119V122H113V124H112V126H111V129H110V131H109V129L108 130H105V134L103 135V138H108V140L110 139V138H112V140L113 141H115V142H120L121 140H123V139H120V135L121 136H123L126 132H128L127 130H135V132L134 133H138V132H140V130L141 129H143L144 128V126H149V128H150V125H153L154 127L155 126H167L168 127V132L170 133L169 135H171V137L169 138V140L171 141L172 139H174L175 138V132H176V130L177 129H179L182 125H183V120H182V122H180V121H174V119H176L175 118V114L176 113H178V108H177V106L175 107V104H173L172 102V108L171 109H166V110H162V108H158V110H156V111H154L156 108H157V104H161L162 103V99H163V94L162 93H160V91H159V93L157 94V96H156V99H152L151 97L149 98V99H147L150 95H148V94H146L147 95V98H146V100H148L147 102H146V100H144V102H146V104L144 103V104H142V105H144V106H142L141 107V111L140 112H138V113H132L133 114V116H131V115H129V116H131L130 118H128V119H126L127 121H126V123L123 125V126H121L120 125V121H122L124 118H125V116H126V113H127V111L132 107V102H133V100H130L131 99V97H138L139 96V93H141L140 92V90H135L136 92L137 91H139V93H137V95H135L133 92H131L132 90H131ZM146 88V87H145ZM163 88V87H162ZM202 88H204V87H202ZM225 88V87H224ZM227 88V87H226ZM24 89H22L21 87L20 88H17L16 89V91H17V94L15 95V96H12V97H10V98H8V99H1L0 100V106H1V104H3V103H11V102H15V100H20L21 98L20 97H22L24 94H23V92H22V90H24ZM28 89V88H27ZM50 89H49V91H50ZM117 89V88H116ZM133 89V88H132ZM206 89V88H205ZM112 90V89H111ZM144 90H146V89H144ZM166 90H168V89H166ZM171 90V89H170ZM225 90V89H224ZM223 90V91H224ZM27 91V90H26ZM25 91V92H26ZM34 91V90H33ZM51 91L50 92H48L47 91V93L49 94H53L54 92H52L51 93ZM56 91H55V93H56ZM148 91V90H147ZM150 91H148V92H150ZM154 91V90H153ZM153 91H151V92H153ZM162 91V90H161ZM172 91V90H171ZM170 91V92H171ZM261 91V90H260ZM263 91V90H262ZM4 92V91H3ZM11 92V91H10ZM24 92V93H25ZM28 92V91H27ZM115 92V91H114ZM162 92H164V91H162ZM29 93V92H28ZM33 93V92H32ZM40 94H42L41 92H39ZM39 93L37 94V90H36V95H34V96H37V97H39ZM72 93V92H71ZM166 93H169V91H167ZM172 93V92H171ZM226 93L227 94H229L227 91H226ZM225 93V94H226ZM7 94V93H6ZM13 94V93H12ZM27 94V93H26ZM25 94V97L27 96ZM35 94V93H34ZM46 94V93H45ZM62 94V93H61ZM74 94V93H73ZM77 94H75V95H73V97H71V98H73V99H64V101H62V100H59V101H61V103L60 104H62V105H60V107H58L57 106V108H56V105H54V102H52V99L49 101V105L47 106V104H42V103H38L37 102V104H39L38 106H37V104H36V106H37V109H36V111H39L40 112V115H37V118H36V120H35V122H36V125L33 127V129H31V132H30V134H28V132H25V133H27L28 135H30L31 136V138H30V140H31V143H29V142H27V145H28V143H29V145L30 144H32V145H30V146H32V148H33V145L36 147V146H38L39 147V144H40V135H44V133H47V132H52V133H55L56 135H57V139L58 140H60V139H62L65 135H69V134H71V136L69 137V139L67 138V142H77V135H78V129H79V127H80V119H79V115H80V113L81 112H83V111H81V109H80V107H79V109H80V113L78 112L77 113V111L79 110V109H77V111H75L74 110V106H78V101H79V99H78V96H77ZM84 94V93H83ZM103 94V93H102ZM112 95H113V93H111ZM142 94V96L145 94L144 92L143 93H141ZM152 94V93H151ZM154 94V93H153ZM160 94H162V96L160 95ZM173 94V93H172ZM3 95H4V93H3ZM32 95V94H31ZM58 95H60V94H58ZM64 95V94H63ZM63 95H62V97H63ZM65 95L67 96V94L65 93ZM69 95V94H68ZM84 95H86V94H84ZM94 95V94H93ZM93 95H92V97H93ZM168 95H171L170 93L168 94ZM167 94H166V97L168 96ZM207 95V94H206ZM11 96V95H10ZM49 97H50V95H48ZM55 96V95H54ZM91 96V95H90ZM102 96V95H101ZM100 96V97H101ZM108 96V95H107ZM119 96V95H118ZM28 98H29V96H27ZM31 97V96H30ZM59 97V96H58ZM58 97H56V99L58 100ZM65 97V96H64ZM100 97L99 98H97V100H95V102H97L98 103V100L100 101ZM103 97V96H102ZM114 97V96H113ZM117 97V96H116ZM145 97L146 96H143V98L145 99ZM170 97V96H169ZM220 97V96H219ZM55 98V97H54ZM67 98H68V96H67ZM108 98V97H107ZM110 98H111V96H110ZM110 98H108V99H105V100H103V105L105 104V105H107V106H109L111 103H112V98L110 99ZM154 98V97H153ZM47 100H48V97L46 98ZM55 99V100H56ZM93 99V98H92ZM116 99V98H115ZM165 99V98H164ZM168 99V98H167ZM167 99H165V100H167ZM170 99H171V97H170ZM226 99V98H225ZM235 99V98H234ZM28 101H29V99H27ZM26 100V101H27ZM35 100V99H34ZM33 100V101H34ZM84 100H86L85 98H83V101ZM112 100V101H111ZM141 100H143V99H141ZM165 100H163V101H165ZM23 101H24V99L22 100V104H23ZM42 101V100H41ZM83 101H80V102H83ZM90 102H91V100H89ZM88 101V103H90ZM102 101V100H101ZM171 101H172V99H171ZM19 102V103H20ZM36 102V101H35ZM44 102V101H43ZM58 102V101H57ZM57 102H56V104H57ZM86 102H87V100H86ZM142 102V101H141ZM141 102L139 103V104H141ZM156 102V105H154V103ZM167 102V101H166ZM225 102V101H224ZM27 103V102H26ZM96 103V104H97ZM135 103H136V100H135ZM165 103V102H164ZM169 103V102H168ZM14 104V103H13ZM59 104V103H58ZM85 104V103H84ZM84 104H83V106H84ZM138 104V103H137ZM250 104V103H249ZM252 104V105H251ZM251 104H250V107H249V109H248V107H247V109H248V111L250 110L251 111V113H252V110L255 112H258L259 110H261V109H264V99H260V100H258L257 102H254V104L251 102ZM12 105V104H11ZM29 105V108H30V106L32 105V104H28ZM82 105V104H81ZM80 105V106H81ZM90 105V104H89ZM94 105V104H93ZM101 105V104H100ZM102 105V106H103ZM105 105L103 106V107H105ZM156 106L155 107V109L153 110V111H151V109H153L151 106ZM3 106V105H2ZM6 106H8V104L6 105ZM10 106V105H9ZM8 106V107H9ZM20 106V105H19ZM18 106V107H19ZM23 106V105H22ZM21 106V108L17 111L16 109V113L15 114H11L12 116H11V118L8 116V118L9 119H7V121H0V127H6V126H8L9 128L11 127V125L10 124H7V123H9L10 122V119H12V118H14V119H16V123H13L14 125H13V129H15L17 132H18V134H20V133H22V132H24L25 131V129H26V126H27V123L28 124H30L29 123V119H31L30 117H29V114L28 113H30L31 111H33V108H34V106L32 107V110L31 109H28V110H26L25 108V103H24V109H22L23 107ZM115 106V105H114ZM116 106H117V104H116ZM136 106V105H135ZM139 105H137V107H138ZM161 106V105H160ZM159 106V107H160ZM82 107V106H81ZM85 107V106H84ZM89 107V106H88ZM91 107V106H90ZM89 107V108H90ZM150 107H151V109H150ZM83 108V107H82ZM87 108V107H86ZM89 108H87V109H89ZM96 108H98V107H96ZM112 107H111V105H110V110H112L111 109ZM133 108H134V106H133ZM18 109V108H17ZM107 109V108H106ZM135 109V108H134ZM137 109V108H136ZM138 109H139V107H138ZM245 109V108H244ZM6 110H8V109H6ZM15 110H14V112H15ZM86 110V109H85ZM113 110H116V109H113ZM11 111H13V109L11 110ZM35 111V110H34ZM34 111H33V113H30L31 115L32 114H34ZM88 111V110H87ZM105 111V110H104ZM109 111V110H108ZM262 111V110H261ZM39 112H37V113H39ZM45 112V113H44ZM67 112V114L65 115V113ZM134 112H135V110H134ZM264 112V111H263ZM3 113H5V112H3ZM7 113V112H6ZM90 113V112H89ZM92 113V112H91ZM105 113V112H104ZM114 113V112H113ZM8 114H10V110H9V113ZM47 114L49 115V118L48 119H45V116H47ZM75 114V115H74ZM82 114V113H81ZM88 114V113H87ZM96 114V113H95ZM53 115H54V117H53ZM89 115V114H88ZM2 116V115H1ZM92 116V115H91ZM31 117H33V116H31ZM73 117H75V120L73 121ZM81 117V116H80ZM87 117V116H86ZM93 117V116H92ZM196 117V116H195ZM1 118V117H0ZM7 118V117H6ZM5 118V119H6ZM35 118V117H34ZM83 118H85V117H83ZM95 118V117H94ZM174 118V119H173ZM4 119V120H5ZM1 120V119H0ZM47 120V121H46ZM87 120V119H86ZM92 120V119H91ZM178 120V119H177ZM11 121H14L15 122V120H11ZM83 121V120H82ZM85 122H87V121H85ZM92 122V121H91ZM191 122V121H190ZM32 123H33V121H32ZM72 123V124H71ZM70 124L72 125V127L70 126ZM84 124V123H83ZM187 124V123H186ZM190 124V126H191V123H189ZM185 125V124H184ZM183 125V126H184ZM189 126V125H188ZM187 126V127H188ZM193 126V125H192ZM166 127V128H167ZM27 128H29V125L27 126ZM110 128V127H109ZM153 128V127H152ZM157 128V127H156ZM184 128H186V126H184ZM161 129V128H160ZM164 129V128H163ZM190 129V128H189ZM1 130V129H0ZM3 130V132H4V129H2ZM15 130H13L14 132H15ZM26 130H29V129H26ZM150 130V132H148L150 135H148V136H150L152 139H155V133L156 132H154V130L153 129H149ZM173 130V131H172ZM186 130V129H185ZM10 131V130H9ZM13 131H10V132H13ZM80 131V130H79ZM106 131H107V133H106ZM1 132V131H0ZM13 132V134H15ZM162 132V131H161ZM25 133L23 134L22 133V135H25ZM158 133H159V130H158ZM133 134V133H132ZM131 134V135H132ZM168 134V133H167ZM166 134V135H167ZM1 135V134H0ZM11 135H12V133H11ZM27 135V136H28ZM130 135V136H131ZM140 135V134H139ZM177 135V134H176ZM14 136V135H13ZM26 136V137H27ZM46 136V135H45ZM17 137V136H16ZM53 137H55V136H53ZM80 137V136H79ZM24 138V137H23ZM100 138H102V137H100ZM1 139H3V138H1ZM13 139V138H12ZM11 139V140H12ZM20 138H18V140H19ZM25 139V138H24ZM26 139H28L29 140V137L28 138H26ZM25 139V140H26ZM56 139V140H57ZM159 139V138H158ZM17 140V139H16ZM15 139H14V141H16ZM29 140V141H30ZM42 140H44V139H42ZM98 140H100V139H98ZM107 139H104V141L102 142L103 144H101L102 146L104 145L105 147L109 144L107 141H106ZM165 140V139H164ZM263 140V139H262ZM2 141H4V140H2ZM2 141H0V142H2ZM157 141V140H156ZM17 142V141H16ZM33 142H34V144H33ZM45 142V141H44ZM53 142H54V139H53ZM244 142V141H243ZM248 142H251L250 140L248 141ZM253 142H254V139H253ZM22 143V142H21ZM43 143V142H42ZM40 144V145H44V144ZM73 143V144H74ZM159 143V142H158ZM252 143V142H251ZM258 143V142H257ZM257 143H256V146H257ZM1 144V143H0ZM3 144V143H2ZM9 144V143H8ZM65 144H66V142H65ZM114 144V143H113ZM240 144V143H239ZM248 144V143H247ZM259 144H260V142H259ZM5 145V144H4ZM3 145V146H4ZM7 145V144H6ZM10 145V144H9ZM15 145H19L18 143H15ZM26 145V146H27ZM110 145V144H109ZM108 145V146H109ZM243 145V144H242ZM253 145V144H252ZM73 147L75 146V145H72ZM108 146L106 147L107 149H108ZM111 146V145H110ZM244 146H246V149H247V146L248 145H244ZM243 146V147H244ZM37 147V148H38ZM42 147V146H41ZM242 147V148H243ZM30 148V147H29ZM28 148V149H29ZM37 148H35V150H34V148H33V152L35 153V151H37ZM245 148V147H244ZM243 148V151H245V149ZM255 148V147H254ZM263 148H264V146H263ZM22 149V148H21ZM21 149H18V154L17 155H19L18 157H21L20 156V154H21V152L22 153H25L26 154V151L24 152L23 150L21 151ZM27 149V150H28ZM105 149V148H104ZM251 149H252V147H251ZM250 149V150H251ZM257 148H255V150H256ZM260 149V148H259ZM31 150V149H30ZM242 150V149H241ZM250 150H249V148H248V151L250 152ZM242 151V152H243ZM252 151H253V149H252ZM264 151V150H263ZM16 152H17V149H16ZM71 152V151H70ZM74 153V152H73ZM89 153H91V152H89ZM89 153H87V154H82V153H80L79 154V158H78V154L77 155H75L78 159L77 160H79V163H80V165H75L74 163H71L70 165H66V164H62L61 165V167L58 169V170H55L56 172H57V175H58V178H56V180H55V184H57V185H61L60 187H61V189L62 188H64V189H67V188H75L77 185H78V183H79V181H82V180H84V179H89V177H91L92 175H93V173H94V171L96 170V168H98L102 163H105L106 161H107V159L110 157V156H108V158L107 157H103L102 159L100 158H95V156L94 155H90ZM245 153V152H244ZM247 153V152H246ZM251 153V152H250ZM254 153V152H253ZM252 153V154H253ZM32 154V153H31ZM72 154V153H71ZM92 154V153H91ZM108 154V153H107ZM257 154V153H256ZM27 156L29 155L30 156V152H29V154H26ZM25 155V156H26ZM34 155V154H33ZM33 155H31L32 156V158H34L35 159V156L33 157ZM258 155V154H257ZM23 156V155H22ZM99 156V155H98ZM103 156H104V154H103ZM253 156V158H254V155H252ZM251 157V156H250ZM11 158H15V157H13V156H11ZM23 158V157H22ZM259 158V157H258ZM264 158V157H263ZM25 158H23V159H21V160H23L24 162H26V160H24ZM27 159V158H26ZM45 159V158H44ZM74 159V158H73ZM110 159V158H109ZM243 159V158H242ZM250 160H251V158H249ZM257 159V158H256ZM14 160H16L17 161V158L16 159H14ZM30 160V159H29ZM77 160H76V164H78L77 163ZM240 160V159H239ZM249 160V161H250ZM260 160H262V158H260L259 159V161ZM12 161V160H11ZM16 161H14V162H16ZM19 161V160H18ZM17 161V162H18ZM28 161V160H27ZM33 161V160H32ZM242 161V160H241ZM248 161V160H247ZM246 161V162H247ZM248 161V162H249ZM256 160H251V162H247L248 164H251L252 162H254V163H256L255 162ZM13 162V161H12ZM13 162V163H14ZM46 162V161H45ZM72 162V161H71ZM75 162V161H74ZM261 162V161H260ZM21 163H23V162H21ZM27 163V162H26ZM26 163H24V164H26ZM237 163H239L240 164V162H237ZM236 163V164H237ZM244 163H245V161H244ZM259 163V162H258ZM258 163H256V164H258ZM262 164H263V162H261ZM29 164H30V162H29ZM54 164V163H53ZM246 164V163H245ZM256 164H255V166H256ZM260 164V163H259ZM15 166V164H12V167H13V169H14V166ZM21 165V164H20ZM19 165V166H20ZM23 165V164H22ZM50 165V164H49ZM52 165V164H51ZM58 165H60V164H58ZM57 165V166H58ZM238 165V164H237ZM242 165H243V163H242ZM247 165V164H246ZM252 165V164H251ZM261 165V164H260ZM27 166V165H26ZM29 166V165H28ZM227 166V165H226ZM225 166V167H226ZM233 166V170H234V167L236 166V165H232ZM239 166V165H238ZM238 166L237 167H235V168H237V170L235 169V171H237V172H239L240 171V168H242V167H239V169H238ZM241 166V165H240ZM258 166V165H257ZM256 166V167H257ZM264 166V165H263ZM9 167H11L10 166V164H9ZM12 167H11V169H12ZM17 167V166H16ZM219 167H221V166H218V168ZM228 167V166H227ZM245 167V166H244ZM248 167V166H247ZM251 167V166H250ZM252 167H253V165H252ZM256 167H253V168H256ZM259 167V166H258ZM19 168V167H18ZM23 168V167H22ZM231 168V167H230ZM260 168V167H259ZM10 169V170H11ZM12 169V170H13ZM20 169V168H19ZM19 169H17L16 168V170H19ZM37 169V168H36ZM53 170V167L52 166H50V167H47V168H45V170H43V171H45L44 172V174L45 175H47L46 173H48V175H49V173H51L52 172V170ZM54 169H55V167H54ZM220 169V168H219ZM225 169H227V168H225ZM224 169V170H225ZM250 169V168H249ZM252 169V168H251ZM261 170L263 169V168H260ZM39 170H41V169H39ZM216 170V169H215ZM218 170V169H217ZM246 170V169H245ZM245 170H243V169H241V171L243 172V173H245ZM254 170V169H253ZM259 170V169H258ZM256 171V172H258L259 173V171ZM264 170V169H263ZM262 170V171H263ZM6 171V170H5ZM8 171H9V169H8ZM7 171V172H8ZM15 171V169L13 170V172ZM54 171V170H53ZM226 171V170H225ZM224 171V172H225ZM4 172V171H3ZM12 172V173H13ZM37 172H38V170H37ZM223 172V171H222ZM222 172H221V174H222ZM224 172H223V175H224ZM227 172H228V170H227ZM242 172H240V173H242ZM256 172H255V174H256ZM9 173H11V172H9ZM11 173V174H12ZM17 173V172H16ZM16 173H14V174H16ZM239 173V174H240ZM249 173H250V171H249ZM262 173V172H261ZM264 173V172H263ZM3 174H5V173H3ZM2 174V175H3ZM52 174V173H51ZM228 174V173H227ZM231 174V173H230ZM239 174H236V175H238V176H236V175H234V178H235V176L237 177V179H239L240 178V180H241V177H239ZM246 174H247V172H246ZM246 174H244V176L246 175ZM8 175V174H7ZM18 175V174H17ZM41 175V174H40ZM39 175V176H40ZM4 176V175H3ZM9 176V175H8ZM12 176H14L13 174H12ZM226 176V175H225ZM229 176H231V175H229ZM229 176H228V178H229ZM240 176H242V174L240 175ZM243 176V178L242 179H244L245 177ZM260 176V175H259ZM5 177V176H4ZM7 177V176H6ZM5 177V178H6ZM196 177V176H195ZM232 177V176H231ZM239 177V178H238ZM258 177V176H257ZM261 177V176H260ZM260 177H258L259 178V180H261L260 179ZM5 178H3V179H5ZM1 179H2V177H1ZM44 179V178H43ZM200 179V178H199ZM224 179H225V177H224ZM227 179V178H226ZM262 179H263V177H262ZM48 180V179H47ZM46 179H45V181L46 182H48ZM228 180H232V179H228ZM240 180H238V181H240ZM5 181H6V179H5ZM43 181V180H42ZM237 181V180H236ZM244 181V180H243ZM257 181V180H256ZM256 181H254V182H256ZM37 182V181H36ZM223 182V181H222ZM225 182V181H224ZM223 182V183H224ZM230 182V181H229ZM250 182H252V181H250ZM40 183H42V182H40ZM53 183V184H54ZM261 183V182H260ZM44 184V183H43ZM54 184V185H55ZM80 184V183H79ZM222 184V183H221ZM226 184H228V183H226ZM232 184V183H231ZM237 184V183H236ZM240 184V183H239ZM250 184V183H249ZM1 185V184H0ZM170 185V184H169ZM168 185V186H169ZM187 185V184H186ZM199 185V184H198ZM225 185V184H224ZM229 185V184H228ZM243 185H244V183H243ZM247 185V184H246ZM254 186V188L256 189V186L257 185H255V183L253 184ZM259 185V184H258ZM262 186H264V182L261 184ZM45 186V185H44ZM171 186V185H170ZM175 186V185H174ZM196 186V185H195ZM214 186H216V185H214ZM223 186V185H222ZM205 187H207L206 185L204 186V188ZM211 187L212 188H214L212 185H211ZM217 187V189L219 188V184H218V186H216ZM228 187V186H227ZM237 186H235V188H236ZM241 187V186H240ZM45 188V187H44ZM57 188V187H56ZM77 188H79V186L77 187ZM77 188H76V190H77ZM212 188H210V189H212ZM225 188H226V185H225ZM232 188H234V187H232ZM242 188V187H241ZM244 188H245V186H244ZM243 188V189H244ZM258 188V187H257ZM262 188V187H261ZM36 189V188H35ZM53 189V188H52ZM63 189V190H64ZM203 189V188H202ZM217 189H216V191H217ZM230 190H232L231 188H229ZM237 189V188H236ZM235 189V190H236ZM41 190V189H40ZM70 190V189H69ZM74 191H75V189H73ZM170 190H171V188H170ZM176 190V189H175ZM221 190H224V189H221ZM230 190H229V192H230ZM239 190H240V188H239ZM239 190H238V192H239ZM42 191V190H41ZM41 191H40V193H41ZM57 191V190H56ZM71 191V190H70ZM69 191V192H70ZM209 191V190H208ZM207 191V192H208ZM213 191V190H212ZM214 191H215V189H214ZM213 191V192H214ZM218 191H219V189H218ZM241 191H243V190H241ZM254 191V190H253ZM256 191L257 190H255V194H256ZM259 191H261L260 189H259ZM258 191V192H259ZM67 192H68V189H67ZM66 192V193H67ZM69 192H68V194H69ZM73 192V191H72ZM210 192V191H209ZM213 192H211V193H213ZM234 192V191H233ZM257 192V193H258ZM44 193V192H43ZM65 193V192H64ZM71 193V192H70ZM214 193H216V192H214ZM213 193V197H214V194ZM227 193V192H226ZM232 193V192H231ZM58 194V193H57ZM56 194V195H57ZM60 194V193H59ZM61 194H62V192H61ZM74 194H76V193H74ZM222 194V193H221ZM220 194V195H221ZM6 195H8V194H6ZM6 195H4V196H6ZM219 195V196H220ZM248 195V194H247ZM38 196V195H37ZM70 196V195H69ZM73 196V195H72ZM157 196V195H156ZM226 195H224L223 197H225ZM228 196V195H227ZM250 196H251V194L249 195V196H247L248 198H250ZM254 196V195H253ZM256 196V195H255ZM258 196V195H257ZM10 197V196H9ZM49 197H50V195H49ZM57 197V196H56ZM62 197H63V195H62ZM132 197V196H131ZM222 197V198H223ZM246 193H244V194H242V193H237L236 195H234L233 196V199L232 200H234V201H238L239 199L241 200V201H243L244 203H243V205H250V203L251 202H253L254 200H252V198H250L249 200H247V201H244L246 198ZM44 198V197H43ZM61 198V197H60ZM191 198V197H190ZM216 198V197H215ZM214 198V199H215ZM226 198V201L228 200L227 199V197H225ZM229 198H231V197H229ZM254 198H258V197H254ZM158 199V198H157ZM213 199V201L215 202V200ZM220 199V198H219ZM217 200L216 202L218 203V201H220L221 200V202H222V199H220V200ZM35 200V199H34ZM34 200H32V201H34ZM153 200V199H152ZM225 200V199H224ZM223 200V201H224ZM27 201V200H26ZM37 201V200H36ZM154 201V200H153ZM256 201V200H255ZM215 202V203H216ZM34 203H35V201H34ZM128 203V202H127ZM174 203V202H173ZM257 202H255V204H256ZM260 203V202H259ZM25 206H26V204L25 203H23ZM22 204V205H23ZM36 204H37V202H36ZM172 204V203H171ZM175 204V203H174ZM219 204V203H218ZM22 205H21V208H22ZM23 205V206H24ZM35 205V204H34ZM214 205V207L218 210V207H216V204H213ZM261 205V204H260ZM263 205V204H262ZM36 206V205H35ZM252 206V205H251ZM37 208L38 207H40L39 205L38 206H36ZM161 207V206H160ZM223 207V206H222ZM246 207V206H245ZM254 207V206H253ZM25 208V207H24ZM214 208V209H215ZM221 208V207H220ZM111 209V208H110ZM222 209V208H221ZM253 209V208H252ZM38 210V209H37ZM119 210V209H118ZM39 212H37L39 215H41L40 214V209L38 210ZM115 211V210H114ZM36 212V211H35ZM108 212V211H107ZM220 212V211H219ZM31 213V212H30ZM32 213L34 214V211H32ZM31 213V215H33ZM150 213V212H149ZM38 214H35V216L36 215H38ZM147 214V213H146ZM38 215V217L40 218L41 216H39ZM114 215H116L115 213H114ZM29 216V215H28ZM34 216V215H33ZM158 216V215H157ZM24 217H27V215L26 216H24ZM23 217H21V219H22ZM29 218V217H28ZM37 218V217H36ZM24 220V219H23ZM155 220V219H154ZM95 221V220H94ZM118 221V220H117ZM164 221V220H163ZM22 222V221H21ZM28 222H30V221H28ZM97 222V221H96ZM118 222H120V221H118ZM32 223V222H31ZM33 223H34V221H33ZM126 223V222H125ZM23 224H24V222H23ZM29 224V223H28ZM28 224L25 226H23L22 225V228L23 227H25V228H27V226H28ZM34 224H38V223H34ZM31 225V224H30ZM88 225V224H87ZM95 225H96V223H95ZM32 226V225H31ZM34 226V225H33ZM32 226V227H33ZM92 226V225H91ZM97 226V225H96ZM95 226V227H96ZM32 227H30V228H32ZM114 227H115V225H114ZM20 228H21V224H20ZM21 228V229H22ZM117 228V227H116ZM125 228V227H124ZM123 228V229H124ZM159 228V227H158ZM114 229V228H113ZM75 230H76V228H75ZM160 230V229H159ZM162 230V229H161ZM16 231H17V229H16ZM78 231V230H77ZM120 231H121V228L118 230V232H117V235L120 233ZM30 232V231H29ZM17 233H18V231H17ZM23 233V232H22ZM115 233V232H114ZM155 234H156V231L154 232ZM162 233V232H161ZM164 233V232H163ZM12 234V233H11ZM14 234V233H13ZM16 234V233H15ZM29 234H32V233H29ZM28 234V235H29ZM124 234V233H123ZM158 234V233H157ZM166 233H164V235H165ZM26 235V234H25ZM74 235V234H73ZM120 235V234H119ZM184 236H185V234H183ZM12 236V235H11ZM27 236V235H26ZM29 236H31V235H29ZM23 237V236H22ZM59 237V236H58ZM64 237V236H63ZM120 237V236H119ZM156 237V236H155ZM175 237V236H174ZM173 237V238H174ZM35 238V237H34ZM60 238V237H59ZM161 239H162V243H164V241H163V239H164V236L162 235L161 237H160ZM173 238H171V239H173ZM183 238V236L181 237V239ZM8 239H9V237H8ZM7 239V240H8ZM18 239V238H17ZM17 239H16V241H17ZM20 239V238H19ZM18 239V240H19ZM30 240V241H32V242H34L33 241V239L31 240V238L30 239H28V238H22V240ZM65 239V238H64ZM185 239V238H184ZM10 240V239H9ZM21 240V239H20ZM19 240V241H20ZM62 240V239H61ZM160 240V239H159ZM175 240V239H174ZM180 240V239H179ZM193 240V239H192ZM6 241V240H5ZM10 241H12V240H10ZM13 241H15V240H13ZM72 241V240H71ZM70 241V242H71ZM76 241V240H75ZM168 241V240H167ZM39 242V241H38ZM69 242V243H70ZM72 244L74 243V242H71ZM175 243V242H174ZM177 243H179V242H177ZM34 244H38L39 246V249H42L43 247H41V245L39 244V243H37V242H34ZM142 244V243H141ZM161 244V243H160ZM167 244H168V242H167ZM173 244V243H172ZM172 244H171V246H172ZM181 244H183L182 242H181ZM8 245V244H7ZM175 245V244H174ZM186 245V244H185ZM192 245V244H191ZM146 246V245H145ZM231 246V245H230ZM69 247V246H68ZM67 247V248H68ZM163 247V246H162ZM189 247V246H188ZM44 248H46V247H44ZM52 249V248H51ZM66 249V248H65ZM159 249H160V247H159ZM45 250V249H44ZM48 250V249H47ZM53 250H55V249H53ZM67 250V249H66ZM51 251V250H50ZM58 251V250H57ZM145 251V250H144ZM147 251V250H146ZM46 252H48V251H46ZM144 253V252H143ZM54 254H57V252L56 253H54ZM147 254V253H146ZM2 256V255H1ZM131 256V255H130ZM4 257V256H3ZM0 258H2V257H0ZM130 258V257H129ZM143 258V257H142ZM3 259V258H2ZM128 258H126L125 259V262H126V260H127ZM131 259V258H130ZM135 258H133L132 259V262H131V264H133V260H134ZM136 260V259H135ZM5 261V260H4ZM121 261V260H120ZM119 261V262H120ZM131 261V260H130ZM1 262V261H0ZM120 264H124V262H120ZM127 264V263H126ZM129 264V263H128Z\"/></svg>",
    "mask_w": 264,
    "mask_h": 264
}]
</instances>
